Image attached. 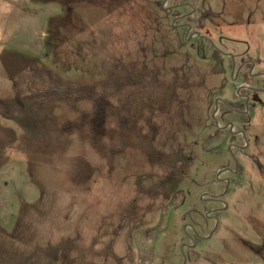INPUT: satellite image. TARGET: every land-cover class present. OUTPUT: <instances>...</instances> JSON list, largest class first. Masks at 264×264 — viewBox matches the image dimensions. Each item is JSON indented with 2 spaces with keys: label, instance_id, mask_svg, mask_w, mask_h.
I'll list each match as a JSON object with an SVG mask.
<instances>
[{
  "label": "rangeland",
  "instance_id": "374dc122",
  "mask_svg": "<svg viewBox=\"0 0 264 264\" xmlns=\"http://www.w3.org/2000/svg\"><path fill=\"white\" fill-rule=\"evenodd\" d=\"M0 264H264V0H0Z\"/></svg>",
  "mask_w": 264,
  "mask_h": 264
}]
</instances>
